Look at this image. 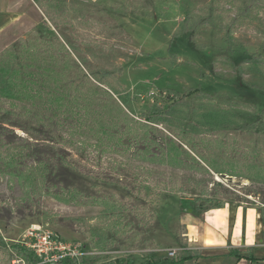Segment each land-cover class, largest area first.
<instances>
[{"label": "rangeland", "instance_id": "374dc122", "mask_svg": "<svg viewBox=\"0 0 264 264\" xmlns=\"http://www.w3.org/2000/svg\"><path fill=\"white\" fill-rule=\"evenodd\" d=\"M16 1H22L19 8L14 0H1L0 60L20 40L31 38L39 46L43 39L34 36L46 24L47 42L57 37L72 45L76 54H68L85 74L81 64L113 85L111 93L103 84L107 95L100 93V101L94 96L87 106H104L100 111L109 123L113 116L107 109L117 103L136 121L159 114L177 126L196 123L208 137L254 125L262 141L255 148L264 157V0L42 2L50 21L32 0L34 8ZM247 6L250 13L243 16ZM188 28L194 29L193 36L183 33ZM53 53L64 57L54 48ZM84 105L79 102L72 113L44 104L35 110L45 114L69 171L43 183L38 167L25 160L19 170L31 173L30 180L0 175V264H26L17 248L24 233L37 226L96 253L86 264H114L122 258L133 264H161L166 249L183 243L177 216L190 208L204 209L206 202L196 200L214 181L229 197L221 198L218 191L211 198L264 210L263 183L146 161L125 129L100 132L98 116H90ZM24 106L0 99V111L17 114L10 144L0 152L5 161L16 154L21 138L31 142L24 129L38 124L20 112ZM153 127L174 139L163 124ZM252 147L233 150L245 162ZM152 152L157 155L159 150Z\"/></svg>", "mask_w": 264, "mask_h": 264}, {"label": "trees", "instance_id": "16d2710c", "mask_svg": "<svg viewBox=\"0 0 264 264\" xmlns=\"http://www.w3.org/2000/svg\"><path fill=\"white\" fill-rule=\"evenodd\" d=\"M32 1L50 21L51 15L44 7L45 4H50L51 2L55 5L57 0H50L49 2L45 0ZM248 6L247 9H244L245 14L243 16L249 15L251 7ZM47 28L48 26L44 24L43 31L36 33V36H34L43 39L39 46L35 44L34 40L27 38L20 40L18 45H14L1 53L0 99L25 103L20 112L30 119L38 121V124L32 125V128L24 129L30 136L31 142L28 139L21 138V143L14 149L15 155L11 154L10 159L6 161L0 156V175L8 173L15 178L30 180L31 173L23 175L22 171L19 170L21 163L25 162V160L31 161L35 167H38L39 180L43 183L50 184L51 179H58V175L62 170L69 171L71 168L70 164L61 156L62 152L53 136H51L46 124L45 114L35 110L40 104H44L52 111L72 113L77 108L78 103L83 102L85 103L86 111L90 112V116H98L100 132H106V129L110 131L115 128L125 129L131 135V139L137 143L135 145L140 154L145 156L143 158L146 161H157L160 164L179 167L180 169L194 168L199 173L208 176H212L213 173L229 179L241 177L250 180L252 183L264 184V157L260 156L261 151L255 148V145L261 139L256 135L255 128L252 130L254 125L245 126L246 128L242 125L235 130H222L215 132L214 137H208L201 132L202 128L196 123L189 122L185 125L177 126L170 121L161 119V116H158L159 114L146 116L144 122L136 121L124 112L117 103L112 104L107 109L108 114L113 116L109 123L108 120H105V114L100 111L101 107L104 106L99 103H97L99 107L95 105L96 108H88L87 106L89 101L94 102V96H97V101H100L99 96L102 95L100 93L107 95V92L101 88L103 84L106 85V88L111 93L115 90L113 85L107 81H102L95 76L96 74L91 73L81 64L88 73L85 74L68 54V50L76 54V50L72 45L68 43L62 44L57 37L52 39V43L47 42ZM193 31L194 29L188 28L183 33L188 32L187 34L193 36ZM53 48L62 53L64 57L61 58L58 53L57 55L53 53ZM120 103L125 105L123 101ZM174 104L173 102L169 105L166 111L172 110ZM16 116L17 114L11 110L0 111V152L3 150L2 148H5L4 146L10 144L8 136L10 133L13 134L11 128L17 127L14 122ZM106 123H108V126H106ZM157 123L163 124L174 139L159 133L153 127ZM243 127L244 130H242ZM110 133L108 132V135ZM157 134L161 138L157 137ZM36 136L40 138H36ZM38 141L41 142L39 143ZM245 145H253L250 150L252 156H249L246 161L244 160L245 162H241L242 160L239 157H243V155L240 156L233 149L240 146L244 148ZM155 149L159 150L157 155L152 152ZM12 156H14L13 159ZM197 159L208 169H205ZM211 185L213 189L210 188L208 190L205 188L196 200L205 201V208L201 209L198 206L187 211L193 214H200L228 204L227 201L211 198L218 191L221 192V198H228V190L215 181ZM212 202L215 205L208 204ZM17 249V256L23 259L26 264L36 263L32 255L26 250L21 247ZM88 259H84L83 262L86 264ZM122 259H116L114 264H118L120 261L125 262V264H133L134 262L132 259H123L124 261ZM185 259L186 251L182 249L177 257L162 256L159 261L161 264H180ZM65 264L73 263L66 262Z\"/></svg>", "mask_w": 264, "mask_h": 264}, {"label": "crops", "instance_id": "0c3cea01", "mask_svg": "<svg viewBox=\"0 0 264 264\" xmlns=\"http://www.w3.org/2000/svg\"><path fill=\"white\" fill-rule=\"evenodd\" d=\"M13 3L19 8L22 1ZM177 227L183 243L173 249L186 251L180 264H264V210L230 204L200 214L186 210L177 216Z\"/></svg>", "mask_w": 264, "mask_h": 264}, {"label": "built area", "instance_id": "2783aa9c", "mask_svg": "<svg viewBox=\"0 0 264 264\" xmlns=\"http://www.w3.org/2000/svg\"><path fill=\"white\" fill-rule=\"evenodd\" d=\"M20 247L30 253L35 264H85L84 259L92 258L96 253L86 251L81 244L66 243L55 234L40 227L28 229L20 243ZM167 257H175L181 250H166Z\"/></svg>", "mask_w": 264, "mask_h": 264}]
</instances>
